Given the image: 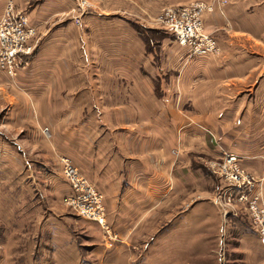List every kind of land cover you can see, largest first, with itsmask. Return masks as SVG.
I'll return each instance as SVG.
<instances>
[{
  "label": "crops",
  "instance_id": "crops-1",
  "mask_svg": "<svg viewBox=\"0 0 264 264\" xmlns=\"http://www.w3.org/2000/svg\"><path fill=\"white\" fill-rule=\"evenodd\" d=\"M12 1L40 36L28 63L3 82L12 117L20 133L48 134L57 153L71 156L117 224L142 231V215L155 224L175 215L190 184L226 152L263 176L264 194L263 20L241 0L204 18L218 57L190 56L156 24L165 6L212 0H87L80 25L78 0Z\"/></svg>",
  "mask_w": 264,
  "mask_h": 264
},
{
  "label": "rangeland",
  "instance_id": "rangeland-1",
  "mask_svg": "<svg viewBox=\"0 0 264 264\" xmlns=\"http://www.w3.org/2000/svg\"><path fill=\"white\" fill-rule=\"evenodd\" d=\"M185 1L165 0L171 5ZM241 1L244 10L263 20L257 29L264 36V0ZM91 9L90 4L87 14ZM34 27L31 57L40 42ZM6 79L0 74V264H264V245L246 210L238 205L235 213H224L214 202L224 185L209 166L202 182L190 184L189 198L178 200L175 215H163L156 224L154 216H140L145 230H125L106 209L117 234L116 241L106 244L96 222L64 204L70 186L59 159L65 156L73 163L71 156L57 153L48 134L34 138L20 133L22 123L10 110L12 93L3 86ZM123 220L130 222L128 216Z\"/></svg>",
  "mask_w": 264,
  "mask_h": 264
},
{
  "label": "built area",
  "instance_id": "built-area-1",
  "mask_svg": "<svg viewBox=\"0 0 264 264\" xmlns=\"http://www.w3.org/2000/svg\"><path fill=\"white\" fill-rule=\"evenodd\" d=\"M227 0L211 2L194 1L184 6L164 7L156 18V24L173 34L181 47L187 48L194 57H218L221 47L218 41L205 31L204 18L218 11ZM90 4L78 0L74 19L80 25V17L87 14ZM36 28L30 24L25 12L17 9L12 0H7L0 17V74L12 79L26 64V58L34 50L33 39ZM239 157L233 153H223L218 161L210 162L209 169L221 180L224 188L213 195V200L227 213H235L236 206L246 210L255 231L264 245V197L259 190V180L239 164ZM61 172L70 186L64 204L85 220L96 222L103 230L106 244L116 241L117 234L111 229L106 217L104 194L86 175L61 156ZM229 208V209H228Z\"/></svg>",
  "mask_w": 264,
  "mask_h": 264
}]
</instances>
